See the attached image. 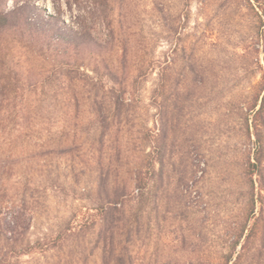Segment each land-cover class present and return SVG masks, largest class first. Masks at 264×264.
I'll list each match as a JSON object with an SVG mask.
<instances>
[{
    "label": "rangeland",
    "instance_id": "1",
    "mask_svg": "<svg viewBox=\"0 0 264 264\" xmlns=\"http://www.w3.org/2000/svg\"><path fill=\"white\" fill-rule=\"evenodd\" d=\"M248 234L264 264V0H0V264H233Z\"/></svg>",
    "mask_w": 264,
    "mask_h": 264
},
{
    "label": "trees",
    "instance_id": "2",
    "mask_svg": "<svg viewBox=\"0 0 264 264\" xmlns=\"http://www.w3.org/2000/svg\"><path fill=\"white\" fill-rule=\"evenodd\" d=\"M138 192H139V194H141V189ZM116 203H118V200L116 201ZM113 211H115V212H121L122 209H121V207L119 209L117 207H114V210ZM101 212H103V211H101ZM107 213H108V210L104 211V214H107ZM101 221L102 222H101L100 227H99L100 230L98 232V235L99 236H102V235L108 233L109 231L111 232V228L107 227L106 220L105 219H102ZM11 223H12L11 224V232L14 233L13 230L15 229V225L16 224H15V221H12ZM94 223L95 222L93 220L92 221H86V222L82 223L80 226H78V227H80V228H78V230L75 229L74 231H72V229L67 228V229H65L63 231V236H64V238L65 237H70V236L79 237V235L81 233L85 234V232L93 229L94 228ZM109 234H111V233H109ZM249 240H250V235L248 234V235L245 236L244 242L241 245L242 252L238 255L236 261L233 264H243V263H245L248 260V258L251 255L250 252L252 250L251 249V246H250V241ZM239 243H240V241L239 242L237 241V242H235L234 245L235 246H238ZM262 250H264L263 247L261 249H259V251H262ZM26 251H27V253H31L32 252V249L29 248Z\"/></svg>",
    "mask_w": 264,
    "mask_h": 264
}]
</instances>
